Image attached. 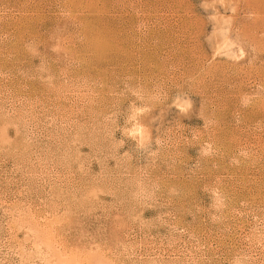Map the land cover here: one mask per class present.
<instances>
[{"label": "rangeland", "instance_id": "rangeland-1", "mask_svg": "<svg viewBox=\"0 0 264 264\" xmlns=\"http://www.w3.org/2000/svg\"><path fill=\"white\" fill-rule=\"evenodd\" d=\"M0 264H264V0H0Z\"/></svg>", "mask_w": 264, "mask_h": 264}]
</instances>
